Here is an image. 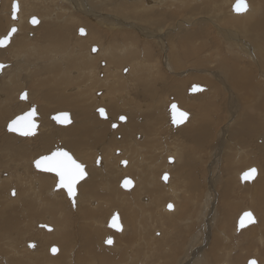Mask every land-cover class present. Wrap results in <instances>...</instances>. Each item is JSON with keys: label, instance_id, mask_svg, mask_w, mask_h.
<instances>
[{"label": "rangeland", "instance_id": "374dc122", "mask_svg": "<svg viewBox=\"0 0 264 264\" xmlns=\"http://www.w3.org/2000/svg\"><path fill=\"white\" fill-rule=\"evenodd\" d=\"M84 1L85 2L87 1L86 3L87 6L90 9H92L95 13H98V14H105L106 13L105 7L110 6L113 2H115L114 0H84ZM194 1L197 2L198 4V0L197 1L194 0ZM221 1L223 2L224 6L228 4L227 3L228 0H224V1L221 0ZM249 1L258 10V13L252 19V21H256L255 23H257V20L259 21V19L261 18L258 16L264 13L263 12L264 0H249ZM10 2H11L10 0H0V23H1L0 36L3 35L7 31L8 26H9L10 18H8L7 11L9 10V7L11 5ZM23 3H24V6L21 9L22 15L26 16L30 12L31 13L30 15H34L38 18L47 16L53 20L51 19L48 21L44 20L41 24H37V25H31L29 23H26V25L29 26L30 30L33 31L32 35H28L26 32H24V34L15 33L14 34L15 37L13 35L11 40L13 39V37L14 39L12 41L10 40L11 43L9 42L7 44V45H10L9 49H7L6 51L5 50L0 51V62L4 63L5 66L7 65L8 67L2 73V75H0V93H3L5 96V100H4L5 103L0 102V108L2 106L4 107L10 106L9 111L4 112L2 114V117L0 116V119H1L0 120V150L2 152V150L5 148V145L7 146V144L8 145L12 144L11 147L17 146V148L21 149L22 152H25V154H27L29 163L31 164L32 163L31 161L33 160V158L35 159L41 155L47 154L51 150L56 149V148H64L65 150L70 152L72 156L75 157V159L81 162L84 166H88L89 165L88 163H91V165L89 166H93L94 169H89V172H87L88 176H86V178L88 177L89 179L85 178L86 180L85 182H83V185L84 184L86 185V183L87 185L91 183L93 184L99 183V186H100L101 183H104L105 186L103 184L101 187L96 186V188H98L97 189L98 192L96 193L95 196L93 195L94 198L90 197L84 200L77 199L75 201V203H77L78 201L82 202V207L75 206L76 208H80L84 210L83 211L84 216L82 219L77 215L76 209L74 210L75 208L73 206L74 204L70 202L67 195L64 196V194H61V192L58 191L59 189L54 190V186L56 182L55 174L50 173V172H43V171L36 170L33 167V165L26 166L24 165V163L17 164L18 166L16 168L15 166L16 162H13L15 164L13 165L10 158H9L10 159L9 161L12 164L8 166V169L7 167H4L6 165H3L0 163V166L2 167L0 169V175L2 174L1 175L2 178L1 177L0 178L3 179L1 182L3 186L0 185V203H2L1 204L2 207H0V210L2 212V215L0 216V220H2V222L0 221L1 222L0 223V248L5 250V252H2L0 250V264H107V262L108 264H111L110 262L114 264H165V260L162 257L163 255L168 257V261H166V264H177L178 262L180 263L181 257L184 255V253L185 254L189 253L191 255L188 254L189 259L187 258L186 263L185 261L182 262L183 260L181 261L182 262L181 264L183 263L187 264V262L192 258L191 256L192 255L194 256L195 254L198 253L196 252V248H199V247H204V251H203L204 257H203L202 264H219L220 262L225 263V264H238L237 261L240 262L239 264H242V263L246 264V260L248 257L253 258L254 256L255 259L257 260L258 259L257 257H259L258 254H262L263 257H259L260 259L257 260V263L264 264V249L262 248L264 246L263 245L264 240L262 242L263 244H260L259 242H257V245L256 243L252 244V240L250 239V236H251L250 229L251 228L249 229L245 228V230L241 229L239 231H235L236 230L235 221L237 219V216H239V214L244 210L253 211L256 214V216H258V225L260 226V228L263 227L261 218L264 215V198H262L261 203H259L254 193L245 192V190H247L248 187L251 189L250 185L252 184L257 185L259 183L260 177L264 176V172H261L258 167L259 165L263 167L262 149L254 141H251L249 143L250 140L248 138V135L243 136V134H241V136L244 138V142H245L244 146L247 149H249L250 153H252L253 158H256V159H252L253 161H250L246 157L243 158V154H240L239 156L236 155V152H237L236 149H239V146L241 144L238 145L234 137L230 135H227L226 141H224V142H227V144H225L226 146L224 145L223 149L220 150L219 148L215 146V142H217L218 140V138L216 137L217 131L219 130L221 126L223 125L225 126L227 123H229L228 120L231 119L229 118L230 116L232 117L233 115L234 119H236L230 122L232 123L231 126L229 127L230 132L238 135L236 131L239 130V125L242 123L247 125L246 119H244V122H241V120L243 119V116H245L243 115L244 111L246 112L247 108L244 109L245 107L244 102H242L243 103L242 104L241 100L239 99V96L236 95V90L233 87L234 85L232 83V80L226 77L225 72H223V75H221L223 68L221 67L218 68V66H215L216 65L215 62L217 61L216 56H212L214 57L215 61H212L213 58L204 56L207 53V51H209L210 48H206L207 50L198 52L197 53L198 56L191 57V59H188L187 57L183 58L180 55L178 56L177 54H175L176 57L179 59V61L174 63V65L172 66V69L176 70L178 73L181 72L184 74H181L180 76H174L170 72L164 71L165 69L160 64L159 51L157 50V47L155 46L154 48L152 47L153 49L152 56L154 59L150 60V62L151 64L155 66V68L157 67L161 69L166 74V75L164 74V78L168 79L169 83L183 82L186 85L198 84V85L203 86V85H206L205 82H202L203 80L215 81V79H217L218 77L214 75H216V73L219 72L218 73L219 78L216 81L218 82L221 81V84L220 83L219 84H220V87L221 86L222 87L215 94L210 93L209 94L210 96H207L208 94L204 95V94H201L199 91L193 92V93L188 92L186 95L187 99L185 100L182 96L178 98L176 94L171 93L176 99L179 100L180 104L184 108H186L191 114L190 121L187 120L184 123V126L176 128V127H173L169 119H167L169 118L168 116L169 114L166 115L167 107L165 106L167 105V102H168V99H167L168 95L164 94L165 89L158 86V89L153 88L155 90L151 88L149 90L148 89L143 90L142 83L137 82L136 84V81L133 80L135 76H137L138 78H141V77L139 73L136 74L135 73L136 71L131 68L130 61L125 62L121 60L119 61V65L117 64L114 65L119 70V66L120 65L122 66V64H124L125 62V65L123 66L128 67V70L126 72H123L122 73L123 75H121L120 71L118 72L120 74L118 75V77L120 76V79H121L119 82L116 81L115 75H113L112 77H109V80L112 81L110 83L111 85H108L106 90L103 91L105 93V96L108 97V99L114 96V98L112 99L113 101L111 103V107L106 106L103 103H100L101 101L98 100V98H95L96 96L92 94V91L94 89H98V88L103 89L106 86L105 81L107 80L105 79L101 80V78L105 77V74L103 75V77L100 74H98L99 70L100 72L103 71V69L97 68L99 67V60L104 59V57L107 55L108 48L113 49L115 45L119 46L120 44H122V41H119L117 37L122 34L121 31H123L124 29H119V27H115L114 29V27L111 24L107 25L108 24L107 22H106L107 24H105L104 22L102 25H99L96 19L91 18L93 16H91L90 14L89 15L91 17L87 16L81 11L76 10V9H75L76 11L75 10L73 12L71 11L72 13L71 16L69 14L68 17H66L67 12L63 13V10H64L63 8L65 7L67 8V10H71L70 9L71 5H68L67 1H65L64 3L61 0H23ZM60 3L64 5V6L61 5L62 8L60 7L58 8V5ZM66 3H67V6H65ZM176 3L180 4L179 1L174 2L172 5L173 7L171 9L173 11L175 10L181 11L180 7L183 6L181 12L182 13L184 12V13L183 15L182 13L181 14L179 13L181 15V16L179 15V18L185 17L188 13L185 10L184 5L176 6ZM182 3H183V0H181V4ZM221 3L216 2L217 5L223 6L221 5ZM132 6L139 8L142 5L141 4H137V5L128 4L124 1H120L114 7L118 9L117 14L119 15V17L123 19H126V18H130L134 20L137 19L139 23L143 25L147 24V20H146L147 18H145L141 13H140L141 17H137L127 12V8H130ZM168 11H170V9H168ZM168 11L165 10L164 12L165 13L167 12V14H169ZM149 12L151 11H148L147 13ZM73 15H76V20ZM70 17L71 19L68 21L67 18H70ZM196 17L197 15L194 16L195 20L194 19L192 20L196 21L197 20ZM237 18L239 19V17ZM63 19H65V21H63ZM194 21H192V23H189L190 25L189 28L194 27L193 26L195 25ZM205 22L208 25H210V28L212 29V24L208 22L207 20H205ZM240 25L242 26H237L232 23L224 24V22L221 21L222 27L220 25L219 26L223 30L225 29L227 31L229 30V32H233L230 34H234L235 35L234 37L237 38V40L241 39L244 41L246 39V42L244 43L245 45L251 46V47L253 46V48L255 47L254 49L256 51L258 50V48L260 51L262 50L260 54L258 53V51L255 54L256 56L254 57L255 60L253 61V65L248 66V64L247 65L243 64L242 61H244V63H248L246 55L245 57L243 56L244 58L239 56L237 59V63L239 64V61H240L241 69L243 68L242 65H246L248 66V68H250V70L253 73L255 72L254 75H256V78H257V79L255 78V81H263L261 80L262 79L261 76L258 75V71L262 70L261 68H264V37H262L260 33L261 25H258L260 26L259 27L260 29L257 28L255 29V31L253 30L254 28L247 26L246 24H240ZM77 26H85L89 31L88 36L83 37V35H79L76 32ZM214 28L215 27L213 26V30H211L212 34L210 33V35L215 39L212 41L213 43L218 42V39L216 36L217 34L215 32L216 28L215 29ZM96 29L101 31L102 33L101 37L97 42L91 43L90 37H93L96 34V31H95ZM126 31H132V28ZM256 31L259 33H257L256 34L257 36L255 37L254 33H256ZM174 34L175 32L170 33V35H173V36ZM83 38H86V39L82 40ZM143 43H144V40L141 39V37L139 36V40L137 44L132 45V46L141 48ZM174 43L171 42L169 45L170 55L168 54V56H171L172 52L179 54L178 43L176 41ZM89 44H96L98 46H101V51L97 54L95 58L96 62H93L94 60H88L86 56V51L89 50L90 48L88 46ZM171 47L173 48L171 49ZM77 48H79V50H83L82 52L84 53L77 52L78 51ZM139 53L133 56L132 51H130L126 55V58H124V60L128 58H132V61L140 60L141 58L144 59L145 55L144 57H142V54H143L142 50ZM211 53L213 54V50L212 52L209 51V54ZM55 54H58L59 60L62 63H59V64L50 63L51 58ZM164 58L165 56L163 57V61H164ZM169 58L167 57V59ZM171 59H172V56H171ZM232 59H235V58L233 57ZM145 60L147 61L149 59L145 57ZM11 63L13 64V66ZM257 63H259V65ZM212 66L217 67V68H213ZM13 67H17V69H19L20 72L19 71L17 72L16 70H14ZM179 67L180 69H178ZM82 70L94 71V78L90 77L88 79L84 74H80ZM105 70H106V67H105ZM139 70L146 71L144 68H141ZM190 70H193V71H190ZM196 70H199L200 73L197 72ZM72 71H76L77 75L72 76L71 75ZM148 72L149 70L146 73ZM202 73L203 74L208 73L209 75L210 74H213V75H210L211 77H209L208 74H205L204 76L202 75ZM195 76H199L200 82H198L199 80L198 81L196 80ZM22 79L26 80L24 86H22V90L25 89V91L29 95L28 97V99L30 100L29 103L33 104L36 109L35 120L37 121V130L31 136L17 135L13 132L7 131L5 128V124L7 121L11 120L17 114L22 113L28 108L27 103L23 99H19L18 97H16V94L20 91V90L16 91L17 84ZM144 79H145V75H144ZM222 79L226 80L227 85L229 86L231 90H226L225 88H223L224 85L222 84ZM7 80L11 82V86L7 85L6 83ZM107 83L109 82L107 81ZM207 86H212V85H207ZM80 89H81V92L79 94L83 93L82 98H80L79 96H76ZM138 91L139 93H137ZM158 91L159 92L161 91L164 96H159L157 99H155V101H153V99L151 100V97L155 95L156 93H158ZM227 91L228 92L230 91L229 93H235L236 96H229V93ZM75 93L77 94L75 95ZM237 93L241 94L238 91ZM121 95H125L126 99H119L118 101H116V99H118V97L120 98ZM149 97L150 99H148ZM228 97H236V99L238 100L239 104L237 105V107H235V111H231L232 109H234L233 108L234 106L228 102L229 100ZM61 99L74 103L73 107L66 108L65 105L63 107H59L58 104L52 105L48 103V101L55 102ZM158 100L159 101L161 100L160 103L157 102ZM95 103H100L99 106L104 107L106 110V113L107 114L109 113V115L112 116L114 120L111 121L110 123L117 121L116 120L117 116L119 114L124 113L125 110L130 111L131 116L135 118V122H137L139 125L142 123V121L146 122V120L149 118V115L150 116L157 115L159 118L162 119L161 128L162 129L164 128V129H163V132L160 133L162 134L160 135L161 138L159 137V138H154L151 140L145 139V141H149L148 143L145 144L146 148L148 149V152L145 158L141 157L142 158L141 162H144L142 165L143 168L146 167L148 169L149 174H151L155 178L158 176L157 175L158 170L159 171L161 170L162 172L163 171L162 169L164 168V166L168 163L169 164L171 163V162H166L165 155L167 154L166 153L167 151L170 152L169 151L170 149L166 150L165 148L167 147L171 148V146H173L174 144H176V147L179 148L178 152L180 154L178 153L179 155L177 157L179 158V160H177L176 161L177 163H175L174 165L167 166V168L170 169L168 172L170 173L171 171V174H173L171 176V180L173 184H175L174 186L179 188L178 192L181 195V197L179 198L181 199L182 197L183 198L186 197V199L184 200L185 201L188 200V202H185L181 199L179 200L180 203L178 201L175 202L173 199H170L169 201H167L173 205L172 210L174 209V206H175V209L177 208V206L180 208L179 209L180 210V219H179L180 221H178L180 227H178L177 231L173 229H172L173 232L170 231L169 225L166 226V229L162 228L160 227L159 223L153 220L148 222L147 224L146 217L144 215H141L138 212L139 209L137 208L136 205L147 204L149 200L151 199V195H148V193H145L144 195L140 194L139 197L136 199L137 201L134 203L135 205L134 204L132 205V202L127 199L130 193L129 190H125L119 186V179L121 180V178L125 176L124 174H123L124 176H121L120 174L121 170L118 172L116 171L118 169H122L121 163H116L117 167L115 166V164L112 165L111 162L105 163L106 164V166L104 165L105 167L103 166L99 167L95 165V159L93 160V156H95L96 152L98 151L97 149H95L97 145L96 141L103 140L105 136L108 137L107 134H105V132L98 134L99 131H101L102 129L103 131L107 129L113 131L112 130L113 128L110 126L109 122H107L106 120H102L103 118H100L98 116L97 111L93 112L92 108ZM132 103H134L135 105ZM159 107L161 109H159ZM120 108H122L123 110H121ZM263 109L264 108L262 107L261 111H258V112L264 114ZM110 110L116 111L117 114L116 115L111 114ZM61 111L72 113L73 115L72 124L68 126L59 125V124H56L49 117V115L54 114L56 112H61ZM241 112H243L242 113L243 116L241 115ZM48 113H49L48 115L49 118H47L46 116ZM91 115H94L95 120H96L95 132L93 133V135L91 134V128H89V125H90L89 120H90ZM227 116L229 117L227 118ZM193 119H195L196 125L199 124L198 126L202 124L205 125L207 122L211 125L210 127L211 134L209 133V137H207V139H203V138L202 139H196V138L191 139V136L189 135L190 134L189 130L191 126L194 125ZM202 119H203V122H202ZM261 119L262 121H264V117L263 118L261 117ZM135 122H132L130 124L137 125ZM104 123H107V127L105 126ZM127 125L129 124L118 122L117 131L123 134L124 139L122 142L115 143L117 145L116 146L117 148H125V145L128 143V135L131 134V132L125 130V127ZM262 126L263 125H258L260 129L262 128ZM131 131L133 132L134 130H131ZM137 131H140L142 134H144V132H142L141 130H137ZM147 135L152 136L150 134H147ZM230 137L233 139L231 140ZM117 139H120V138H115L114 140H117ZM136 139H138V137H136ZM155 141H158V143H155ZM171 141H174V142L171 143ZM120 144L122 145L119 146ZM152 146H154V148ZM89 148H91L92 150ZM24 149L25 150L27 149V150L25 151ZM154 149H156L157 152H155ZM251 149L253 151H251ZM11 152H14V151H11ZM18 152L20 151H17V152L15 151V153H11V155L14 157L16 153ZM226 155H230V158H227ZM110 157H112V155L108 156V160L113 159ZM131 157L132 158L134 157V153L132 151H125L124 158L131 159ZM169 157H171L172 161H174L173 160L174 156L172 157V154H169ZM87 159H89L88 162H87ZM217 159L218 161H216ZM114 162H116V160H114ZM148 162H150V164ZM163 162H164V165H163ZM130 163H131V160H130ZM94 166L99 167L100 169ZM136 166L137 165L135 164V167ZM249 167H255L257 169V172L259 171V173L257 174V177L253 181L241 183L239 180V176L237 178L236 174L239 172H242L244 169L249 168ZM9 168H11L12 171L9 170ZM22 168L24 170L26 169V171H24ZM209 168L213 169L215 180L216 179L219 180V181H216L217 184L214 182L215 181L214 179L213 181L211 180L212 174H211V169ZM19 169H22V170H19ZM98 169L100 170L99 174L100 175L102 174L101 175L102 177L98 174ZM101 170H103L104 173ZM112 172L114 174H112ZM24 174L26 177L24 176ZM125 174H127V176L129 175L133 176L134 170L132 172L130 171L125 172ZM33 175L36 178L33 177ZM43 175L48 176L49 184L46 188L43 189L42 192L38 194L36 189L39 188V185L36 181L37 179L39 181L42 177H45ZM96 175L98 176L96 177ZM30 176L35 179L31 178ZM6 178L9 179L10 181L8 182L5 181ZM101 178L103 179V181ZM88 181H90L91 183ZM94 181L97 183H94ZM111 181L112 183H110ZM159 181H160V184L163 186L164 182L161 183L160 177H159ZM209 181L213 182V186L210 185ZM6 183L8 186H6ZM224 183H226V186ZM223 184L225 188L223 187ZM107 185H108L109 190L105 188L107 187ZM226 187L229 190V192L227 193L228 197H227V200L222 201L221 200L222 193L226 197V192H224V190H226ZM51 188H53L54 190L53 193H51ZM81 189L82 188L79 189V187H77V193H80ZM111 189H113V191ZM250 189L249 191L251 192ZM106 191L109 193H107ZM208 191L211 192V196L209 195L207 196ZM13 192L15 194H13ZM17 192L20 196L17 194ZM110 192L112 193L110 194ZM104 194L107 196H104V199L101 204L100 200ZM26 195H28V197L24 198V196ZM122 195L126 197L124 200V203L121 202ZM14 196L15 197L18 196V198H21L20 201L14 200L15 202L11 203V201L8 199L10 198L13 199ZM49 197L52 201L61 200V203L66 202V205H65L66 212L64 214L67 219L65 222H63V212L61 210L54 208L52 211H49V205H50ZM252 202L257 203L256 207L252 204ZM176 203L178 204L176 205ZM203 204H204V207H203ZM162 205L164 204H161V206L158 204L156 205V208L153 209V212L155 213L152 212V216L154 215L158 216V215L163 214V209L161 208L163 207ZM85 208H87V210H90V211L93 210L92 216L94 218L91 219V218L86 217ZM132 210L135 211V213L137 212L136 215L133 214L135 215V219L133 221H132L133 218L131 216V213H133ZM164 210L167 212L171 211V209L170 210L165 209V206H164ZM113 211H116L119 214L120 222L122 221L123 225H125L124 231H123L124 233L122 232L123 234H121V232L115 231L107 227V220L111 216ZM214 217H215V220H214L215 223L212 224V227L214 225V227L212 228L213 230L208 229L207 231H205L204 230L205 228L202 222L206 221V218L213 220ZM9 219L13 220L12 225L8 223ZM169 219H170V216L167 215L166 220H169ZM93 220H95V222ZM173 220H175V218H173ZM130 221H132L131 224H130ZM38 222H43V223L52 225L55 231L50 232L49 230V232H47L48 230L46 231L44 230L43 227L41 228V226L40 227L37 226ZM163 222L165 223V221ZM216 222H218V224H216ZM4 224L7 225V228H1V227H4ZM188 224L190 226H187ZM130 225L133 227H131ZM145 225H147L145 227L146 229L144 230L143 229L144 227L141 229V227ZM10 226H11V229L9 228ZM224 226H225L226 231H222V230L220 231V228H223ZM216 227L219 230L218 232L216 230ZM136 228L138 229V231ZM60 229L66 232L68 231L66 234L67 236L69 235V237L65 240L61 236L60 238L57 239L58 241H55V238H57L56 237L57 232ZM139 230L142 231L143 234H140ZM164 230H166L167 232H165ZM163 231L164 233H166L165 239L172 238V240L169 243L168 242L165 243V246H162L160 248L158 247L159 244L156 246L153 245L154 248H156V252L153 251V253L149 254L151 249L150 247L145 246L144 241L142 240L143 237L145 235L147 237L148 232H150V235L153 236L154 238L159 237L160 235L162 237L164 235ZM202 231L203 232L205 231V234H204V237L202 235L201 237L202 239H200V236H201L200 234ZM220 232H224L226 236L224 237L225 240L221 237L222 235L220 234ZM107 235H110L113 237V246L111 247L104 246L103 244H101V241ZM196 236L198 240V241L196 240L197 243L192 241V238L196 239L195 238ZM88 237H90L91 239L90 241L86 240V238ZM29 239L30 240L37 239L39 242L41 241L42 245H38L37 253H34L35 250L32 252L27 250L28 246H26L25 243L29 241ZM213 239H218V240H221L222 242L217 243V241H214L213 242L214 246H213L211 244ZM247 242H249L250 246L247 245L248 244ZM44 244L48 248L51 245H56L58 248L57 253L51 254L49 252V249L46 250L47 253L44 252L43 247H46ZM190 244L191 245L193 244V247H191ZM218 244L219 246L225 245L226 248L225 249L217 248V250L215 249L216 250L215 254L217 258H214L213 253L211 252V249H212L211 247L213 248L217 247ZM166 245H168L167 250H166ZM20 246L22 249L20 248ZM189 246L192 249L187 250L189 249ZM247 246L250 249L249 253H245ZM257 249L260 252H258ZM226 250L229 251L228 257L225 256ZM50 256H51V259H50ZM101 256H105V258L109 256V258L110 257L111 258L109 260L107 259V262H105L104 260L101 259ZM197 257L198 256L196 255L195 258ZM27 259H30V262L29 261L27 262Z\"/></svg>", "mask_w": 264, "mask_h": 264}, {"label": "bare ground", "instance_id": "6f19581e", "mask_svg": "<svg viewBox=\"0 0 264 264\" xmlns=\"http://www.w3.org/2000/svg\"><path fill=\"white\" fill-rule=\"evenodd\" d=\"M11 2L13 0H10ZM62 2L65 3V1L68 2V5H71L70 9L71 10H67V8H63V13H66L67 12V16L70 14L71 16V11L73 12L75 9L76 10H79L81 11L82 13H84L85 15L87 16H93L91 18L93 19H96V21L98 22L99 25H102L104 22L105 24L109 25L111 24L114 29L115 27H119V29H124L122 32L121 35H119L117 37V39L119 41H122V44H120L119 46H116L113 48V49H110L108 48L107 49V55L104 57V59H101L99 60V69H103L102 72H100V70L98 71V74H100L102 77L103 75L105 74V77L101 78V80H107L109 83L106 82V86L102 89V88H98V89H94L92 91V94L95 95L96 97L95 98H98V100H100L101 102L100 103H103L105 104L106 106H110L111 107V103H112V99L114 98V96L110 99H108V97L105 96V93L103 92L104 90H106L107 86L108 85H111L110 83L112 82L111 80H109V77H112L113 75H115L116 77V81L119 82L121 79H120V76L118 77V75H120L118 72L120 71L121 75H123L122 73L123 72H126L128 70V67H124L123 65H125V62H129L130 61V64H131V68L134 69L136 72V74H140V77L141 78H138L137 76H135L133 78L134 81H136V84L137 82H141L142 85V89L143 90H149L150 88L153 89V88H156L158 89V86L159 87H162L163 89H165V93L166 95H168V102H167V105L165 107H167V114H169V104L171 102H175L177 104V106L179 108H181L182 110H184L185 112L188 113V118L187 120L190 121V118H191V114L190 112L184 108L178 99H176L171 93H174L176 94V96L178 98H180V96H182L185 100L187 99V93H191L189 91V89L191 88V84L190 85H186L185 83L183 82H171L169 83V80L168 79H165L164 78V72L159 69V68H155V66L153 64H151L150 60H153V56H152V53H153V49L152 47L154 48L157 47V50L159 51V60H160V64L161 66L165 69H163L165 72H170L171 74H173L174 76H180L181 74H184V73H181V72H177L176 70L172 69V66L174 65V63L178 62L179 59L176 57L175 54H177L178 56L180 55L181 57L183 58H188V59H191V57H196L198 56L197 53L198 52H201L203 50H207L206 48H210L209 51L212 52L213 50V54H209V51H207V53L204 55V56H207L209 58H213L212 61H215L214 57L212 56H216V62H215V66H218V68H223L222 70V73L221 75H223V72H225V75L228 79L232 80V83H233V87L234 89L236 90V95L239 96V99L241 100V103L244 102V109L247 108V111L245 112L244 110V114L245 116L242 115L243 112H241V115L243 116V119L241 120V122H244V119H246L247 121V125H245L244 123L240 124L239 125V130H237V134L236 135L235 133H232L230 132V129L229 127L231 126L232 123H230L231 121L233 120H236L234 119L233 115L232 117L230 116H227V118H231L229 121V123H227L225 126H221L219 128V130L217 131V142H215V146L217 148H219L220 150L223 149L224 145L227 144V142H224L226 141V138H227V135H230L232 137H234V139L237 141L238 145L241 144L239 146V149H236V155H240V154H243V158H248L250 161H253L252 159H256V158H253L252 156V153H250L249 149H247L244 145H245V142H244V138L241 136V134L244 135H248V138H249V143L251 141H254L255 143H257V145L262 149V163H263V167L262 166H258L260 171L261 172H264V121H262L261 117L263 118L264 117V114L262 113H259L258 111H261V108L263 107L264 108V68H261L262 70L258 71V75L261 76V80L263 81H255V78H256V75L255 72L253 73L250 68H248V66L250 65H253V61L255 60V54L258 53L260 54L261 51L258 50L256 51L253 46H247L245 45L244 43L246 42V39L243 41L241 39L237 40V38H235L234 34H230V33H233V32H229V30H223L221 27V21L224 22V24L226 23H232V24H235L237 26H242L240 24H246L247 26H250L252 28H254L253 30L255 31V29L259 28L260 26L258 25H261V35L262 37H264V13L263 14H260V16L258 17H261L259 19V21L257 20V23H255L256 21H252V19L254 18V16L258 13V10L251 4V2L249 0H246L247 1V5H248V8L245 12L243 13H234L231 6L234 2V0H228V4H226V6H224L223 2L221 0H198V4L197 2H195L194 0H183V3L181 4V0H114L115 2H113L110 6H107L105 7L106 9V13L105 14H98V13H95L92 9H90L88 6H87V1L85 2L84 0H61ZM120 1H124L128 4H141L142 6L141 7H130V8H127V12L129 14H132L134 16H137V17H141L140 15L142 14L145 18H147V24H141L136 20L134 19H130V18H126V19H123L121 17H119V15L117 14L118 13V9H116L114 6L117 5ZM179 1L180 4L176 3V6L177 5H184V8L185 10L187 11V14L185 17L183 18H179V15L182 13V7H180L181 11H173L171 8L173 7V3L174 2H177ZM197 1V0H196ZM224 1V0H223ZM10 2V3H11ZM18 2V11H17V17L15 19L11 18V5L9 7V10L7 11L8 13V18H10V22H9V26H8V29L10 26H15L17 28V32L16 34H24V32H26L28 35H32L33 31L30 30L29 26L26 25V23H29V18L31 16H34V15H30L31 13L29 12L26 16L25 15H22L21 13V9L23 8L24 6V3H23V0H17ZM216 2H222L221 5L223 6H220V5H217ZM9 3V4H10ZM70 3V4H69ZM63 5L62 3H60L58 5V8H62ZM175 5V4H174ZM64 6V5H63ZM67 6V3L66 5ZM186 6V7H185ZM260 6V5H259ZM211 7V9H210ZM168 9H170V11H168ZM175 9V8H174ZM61 10V9H60ZM75 10V11H76ZM168 11L169 14H167V12L165 13L164 11ZM108 11V12H107ZM148 11H151L149 13H147ZM173 11V12H172ZM184 11V10H183ZM45 12V11H44ZM263 12H264V3H263ZM141 13V14H140ZM180 13V14H179ZM184 13V12H183ZM182 13V15H183ZM90 14V15H89ZM186 14V12H185ZM197 15L196 17V21L194 16ZM75 17V20H76V15H73ZM181 16V15H180ZM143 17V18H144ZM233 17V18H231ZM239 17V19L237 18ZM38 18V17H37ZM144 18V19H145ZM51 18L50 17H47V16H44V17H41V18H38L39 22L37 24H41L44 20L45 21H48L50 20ZM55 19V18H54ZM66 19V18H65ZM65 19H63V21H65ZM71 19L70 18H67V20L69 21ZM99 19V20H97ZM194 19V20H192ZM53 20V19H51ZM205 20H207L208 22H210L212 24V29L210 28V25H208ZM251 20V21H250ZM192 21H194L195 25H193L194 27L192 28H189V23H192ZM250 21V22H249ZM107 22V23H106ZM245 22V23H244ZM57 23V22H56ZM209 23V24H210ZM30 24V23H29ZM37 24H33V25H37ZM221 27H220V26ZM0 26H1V23H0ZM125 26V27H124ZM184 26V27H183ZM213 26L216 28L215 29V32H216V36H217V39H218V42H212L213 40H215L211 35V30H213ZM232 26V25H231ZM245 26V25H244ZM180 27V28H179ZM79 28H83L85 30L84 34H79L78 30ZM111 28V27H110ZM132 28V31H126L128 29ZM242 28V27H241ZM245 28V27H244ZM248 28V27H247ZM7 29V30H8ZM113 29V30H114ZM126 29V30H125ZM251 29V28H250ZM260 29V28H259ZM239 30V29H237ZM96 31V34L93 36V37H90V42L91 43H94V42H97L100 37H101V31H99L98 29L95 30ZM7 32V31H6ZM5 32V33H6ZM76 32L79 34V35H83V37H87L88 34H89V31L88 29L85 27V26H77L76 27ZM172 32H175L174 36L173 35H170V33ZM214 32V33H215ZM5 33L3 35H5ZM259 33L256 31V33H254L255 37L257 36L256 34ZM15 34V33H14ZM13 34V35H14ZM212 34V33H211ZM253 34V33H251ZM113 35V34H112ZM259 35V34H258ZM117 36V34H116ZM139 36L141 37V39L144 40V43L142 44L141 48L139 47H133L132 45H135L137 44L138 40H139ZM15 37V35H14ZM13 37V39H14ZM110 37V36H109ZM239 37V36H238ZM115 38V37H114ZM12 39V40H13ZM86 38H83L82 40H85ZM11 40V39H10ZM11 40V41H12ZM257 40V39H256ZM170 41V42H169ZM177 42L178 43V46H179V54L178 53H173L171 54L172 56V59H171V56H168V54L170 55V51H169V45L170 43H174V42ZM242 41V42H241ZM116 42V41H115ZM169 42V43H168ZM248 42V40H247ZM11 43V42H10ZM251 43V42H250ZM256 43V42H255ZM175 44V43H174ZM173 45V44H172ZM89 47V50L86 51V56L88 58V60H94L93 62H96L95 58L97 56V54L101 51V46H98L96 44H89L88 45ZM174 46V45H173ZM10 45H6L5 47H0V51L2 50H7L9 49ZM93 47H95L97 50L96 52L93 51ZM251 47V48H249ZM112 48V46H111ZM173 47H171L172 49ZM79 53H84L82 52L83 50H79V48H77ZM254 49V50H253ZM142 50V57H145L149 60H145V57L144 59H140V60H133L132 61V58H128L126 60H124V58H126V55L132 51L133 53V56H135V54L141 52ZM176 51V50H175ZM174 51V52H175ZM178 52V51H177ZM140 54V53H139ZM209 54V55H208ZM141 55V54H140ZM169 59H167V57ZM193 55V56H192ZM234 55V56H232ZM242 55V56H241ZM245 55L247 56V62L248 63H244L243 64H248V66L246 65H242L243 68L241 69V64H240V61H239V64L237 63V59L238 57H245ZM258 55V54H257ZM165 56L164 58V61H163V57ZM211 56V57H210ZM237 56V57H236ZM15 57V56H14ZM190 57V58H189ZM235 58V59H232V58ZM243 57V58H244ZM180 58V57H179ZM206 58V57H205ZM257 58V57H256ZM200 59V58H199ZM208 59V58H207ZM242 59V58H241ZM125 61L124 64H122V66L120 67L119 66V70L118 68H116L114 65L117 64L119 65V61ZM211 60V59H210ZM257 60V59H256ZM258 61V60H257ZM260 61V60H259ZM98 62V61H97ZM172 62V63H171ZM17 63V62H16ZM51 64H59V63H62L60 60H59V56L58 54H55L53 55V57L51 58V61H50ZM4 66L5 64L2 63ZM12 64V63H11ZM15 64V63H14ZM255 64V63H254ZM259 65V63H257ZM18 65V64H17ZM13 66V64H12ZM20 66V65H19ZM18 66V67H19ZM103 66V67H101ZM180 66V65H179ZM246 66V67H244ZM101 67V68H100ZM105 67H106V70H105ZM213 67V66H212ZM7 65L1 69L0 71V75H2V73L7 69ZM141 68H144L146 71H140L139 69ZM174 68V67H173ZM213 68H217V67H213ZM14 70H16L17 72L19 71V69H17V67H13ZM180 69V67L178 68ZM149 70L148 73H146L147 71ZM194 70V69H193ZM193 70H190V71H193ZM258 70V69H257ZM187 71V70H186ZM197 72H199V70H196ZM201 71V70H200ZM254 71V70H253ZM20 72V71H19ZM207 72V71H205ZM10 73V72H9ZM200 73V72H199ZM209 73V72H208ZM208 73H205V74H208ZM212 73V72H211ZM219 73V72H218ZM216 73V75L214 76H217L219 78V74ZM80 74H84L88 79L90 77H93L94 78V71L92 70H82ZM97 74V75H98ZM148 74V76H147ZM205 74L202 73V75L205 76ZM215 74V73H214ZM71 75H77V72L76 71H72L71 72ZM125 75V74H124ZM144 75H145V79H144ZM166 75V74H165ZM201 75V74H200ZM210 75H213V74H210ZM209 74L208 76L211 77ZM77 78V77H76ZM83 78V77H81ZM196 80L198 81L199 80V76H195ZM217 78V79H218ZM203 79V77H202ZM217 79H215V81H208V80H203L202 82H205L206 85H203L202 87V90H199V92L201 94H208L207 96H210L209 94L212 93V94H215L219 91V89L222 87H220V84H221V81L218 82L216 81ZM257 79V78H256ZM115 80V79H114ZM26 80H20L17 84V88H16V91L20 90L21 92L23 91L22 90V86H24ZM76 82V81H75ZM103 82V81H102ZM100 82V83H102ZM200 82V80L198 81ZM218 82V83H217ZM7 85L11 86V82L9 80L6 81ZM135 83V82H134ZM220 83V84H219ZM27 84V83H26ZM113 84V83H112ZM222 84L224 85L223 88H225L226 90H231L229 88V86L227 85V82L225 79H222ZM118 85V84H117ZM207 85H212V86H207ZM119 86V85H118ZM201 86V85H200ZM114 87V86H113ZM74 88V87H73ZM72 88V89H73ZM112 88V87H110ZM141 88V86H140ZM127 89V88H126ZM25 90V89H24ZM155 90V89H153ZM152 90V91H153ZM224 90V89H223ZM18 92L16 94V97H19L20 93L21 92ZM151 91V92H152ZM157 91V90H156ZM240 92L241 94H238L237 93ZM74 92V91H73ZM81 92V89L79 90L78 94L75 93L76 96H79L80 98L83 97V93L82 94H79ZM154 92V91H153ZM197 92V91H196ZM228 92V91H227ZM230 92V91H229ZM228 92V93H229ZM27 93V92H26ZM139 93V91L137 92ZM157 94V95H156ZM155 95H151V100L153 99V101H155V99H157L159 96H164L163 93L160 91H158V93H156ZM117 95V94H116ZM165 95V96H166ZM172 95V97H171ZM235 93H229V96H236ZM29 95L27 94V98L26 99H23L27 105H28V108L30 106H33L35 107L33 104L29 103V99H28ZM116 97V96H115ZM126 96L125 95H121V97L118 99H116V101H118L119 99H126L125 98ZM141 98V97H140ZM165 98V97H164ZM229 100L228 102L230 104H232L234 107V109H232L231 111H235V107H237V105L239 104L238 100L236 99V97H228ZM60 99V98H58ZM150 99V97L148 98ZM5 96L3 93H0V102H3L5 103ZM161 101V100H160ZM160 101L158 100L157 102L160 103ZM227 102V103H228ZM49 104H52V105H59V107H63L65 105L66 108H72L74 103H71V102H68V101H65L64 99H61V100H58V101H48ZM100 103H95L94 106H93V112L97 111V108L98 107H102V106H99ZM134 104V103H132ZM243 104V103H242ZM135 105V104H134ZM160 105V104H159ZM163 106V104H162ZM161 106V107H162ZM228 106V105H227ZM241 106V105H239ZM130 107V106H129ZM133 107V106H132ZM135 107V106H134ZM27 108V109H28ZM104 108V107H103ZM10 109V106L8 107H4L2 106L0 108V116L2 117V114L4 112H7L9 111ZM121 110H123L122 108H120ZM159 109H161L159 107ZM229 109V108H228ZM241 109V108H240ZM42 110V109H41ZM105 110V108H104ZM131 110V109H130ZM227 110V109H226ZM264 110V109H263ZM36 111V109H35ZM106 112V110H105ZM134 112V111H133ZM203 112V111H202ZM98 113V112H97ZM110 113L111 114H117L116 111L114 110H110ZM125 113V114H124ZM122 113V114H119L118 116L120 115H124L125 119L122 120V121H119L118 120V116L116 118L117 121H114L112 123H116V126L115 127H112L110 123L111 121H113L114 119L112 118V116L109 115V113L107 114L106 113V117H104L102 120H106L107 122L110 123V126L113 128H111L113 131L111 130H105L103 131V129L101 131H99L98 134H101V133H104L107 134L108 137L105 136V138H103V140H97L96 141V148L98 151L96 152L95 156H93V160L95 159V165L99 166V167H105L107 162H111L112 165L115 164V166L117 165L116 163H121V167L122 169H118L116 170L117 172L120 171V174L121 176H127V174H125V172H132L134 170V175L131 176L129 175V177L133 180L134 182V185L133 187H131L130 189H125V190H129V197L127 198L129 201L132 202V205L137 201L136 199L139 197L140 194L144 195L145 193H148V195H151V199L149 200V202L145 205H141V204H138L136 205L137 208L139 209V213L141 215H144L146 217V221H147V224L148 222L150 221H156L157 223L160 224V227L162 228H165L166 229V226H170L169 230L172 231L173 230H176L178 229L179 226V222L180 221V208L177 206V208L175 209V206H174V209L170 212H167L164 210V206L165 204L167 203V201H169L170 199H173L175 202H179V200H183L185 201L184 199L185 198H179L181 197V195L179 194L178 192V187L174 186L175 184H173L172 180H171V176L173 174H171V171L170 173L168 172L170 169L167 168V166H172L174 165L175 163H177L176 161L179 160L178 155L180 154L178 152L179 148L176 147V144H174L173 146H171V148L167 147L165 148L166 150L170 149L169 151L170 152H166L167 154L165 155V159H166V162H171L170 164H166L164 166V168L162 169L163 173H167L168 175V180L167 181H163L161 180V175L163 174L161 172V170L157 172V177H153L151 174H149L148 172V169L146 167L143 168V163L144 162H141V157L145 158L146 155H147V152H148V149L146 148V143H148L149 141H145V139L147 140H151V139H154V138H161L160 133L163 132V129L161 128V121L162 119L159 118L157 115L155 116H150L149 115V118L146 120V122L142 121V123L139 125L137 122H135V118L133 116H131V113L130 111H127L125 110V112ZM6 114V113H5ZM70 114V119H71V122L65 126H68L70 124L73 123V119H72V113H69ZM134 114V113H133ZM228 114V113H227ZM233 114V113H232ZM236 114V112H235ZM49 113L46 115L47 118H49L51 115H49ZM108 115V116H107ZM99 116V115H98ZM169 116V115H168ZM235 116V115H234ZM100 117V116H99ZM108 117V118H107ZM36 118V116H35ZM34 118V120H35ZM44 118V117H43ZM102 118V117H100ZM107 118V119H106ZM142 118V117H141ZM169 119L170 121V117L167 118ZM166 119V120H167ZM241 119V118H240ZM260 119V120H258ZM1 120V119H0ZM186 120V121H187ZM227 120V119H226ZM10 121V120H9ZM7 121L6 124L9 122ZM36 121V120H35ZM185 121V122H186ZM188 121V122H189ZM194 121V125L191 126L190 128V136H191V139L192 138H196V139H207V137H209V133H210V127L211 125L207 122L205 125H196L195 124V119H193ZM37 122V121H36ZM90 125H89V128H91V134L93 135V133L95 132V125H96V120H95V117L94 115H91L90 117ZM118 122L120 123H124V124H129L125 127V130L126 131H130L131 134L128 135V143L125 145V148H117L116 146V142H122L123 139H124V136L122 133H119L117 131L118 129ZM132 122H135L137 125H133V124H130ZM144 122V123H143ZM184 122V123H185ZM187 122V123H188ZM202 122H203V119H202ZM184 123L181 124V125H176V126H173V127H176V128H179V127H182L184 126ZM186 123V124H187ZM201 123V122H200ZM6 124H5V128H6ZM105 126L107 127V123H104ZM144 124V125H143ZM185 124V125H186ZM225 124V123H224ZM258 125H263L262 128L260 129V127H258ZM145 126V127H144ZM39 128V127H38ZM175 128V129H176ZM37 130V129H36ZM131 130H134L133 132ZM137 130H141L142 132H144V134H142L140 131H137ZM39 131V129H38ZM146 133V134H145ZM166 133V132H165ZM134 134V136H133ZM147 134H150L152 136H149ZM211 134V133H210ZM136 137H138V139H136ZM144 137V139H143ZM115 138H120V139H117V140H114ZM231 138V137H230ZM168 139V138H167ZM233 138H231L232 140ZM230 141V140H228ZM174 141H171V143H173ZM155 143H158V141H155ZM10 145V146H9ZM7 144V146L5 145V148L2 150H0V163L3 164V165H6L4 167H7L8 169V166L10 164H12L13 162H16V165L13 163V165L16 166L17 168V164H21V163H24V165L26 166H32L33 164V160L31 161L32 163L30 164L29 163V159H28V156L27 154H25V152H22L21 149L17 148L16 147H11L12 144ZM122 144H120L119 146H121ZM243 145V146H242ZM226 146V145H225ZM242 146V147H241ZM154 148V146H152ZM238 148V147H237ZM250 148V147H249ZM12 149V150H11ZM88 149V148H87ZM91 149V148H89ZM25 150V149H24ZM27 150V149H26ZM25 150V151H26ZM92 150V149H91ZM155 152H157L156 149H154ZM6 151V152H4ZM11 151H14V152H11ZM15 151H20L18 153H16V155L13 157L11 155V153H15ZM125 151H132L134 153V157L131 159H128V158H124V155H125ZM223 151V150H222ZM251 151H253L251 149ZM144 153V154H143ZM179 153V154H178ZM169 154H172V157H173V160L172 161V158L169 157ZM14 155V154H13ZM111 156L110 158H113V159H109L108 160V156ZM127 155V154H126ZM2 156V157H1ZM99 156V161L97 162L96 161V158ZM121 156V157H120ZM171 158V160L169 161L168 159ZM180 157V156H179ZM227 158H230V155H226ZM12 161V163L9 161L10 159ZM75 158V157H74ZM92 159V158H91ZM220 159V158H219ZM114 160H116V162H114ZM124 160V161H123ZM130 160H131V163H130ZM89 161V159H87V162ZM152 161V160H150ZM218 161V159L216 160ZM215 161V163H216ZM146 162V161H145ZM93 163V162H92ZM147 163V162H146ZM150 164V162H148ZM8 164V165H7ZM89 165H91V163H88ZM110 164V163H109ZM126 164V165H125ZM135 164L138 166L135 167ZM243 164V163H242ZM12 165V166H13ZM85 166V170L86 172H89V169H94L93 166ZM105 165V166H104ZM163 165H164V162H163ZM11 167V166H10ZM22 167V166H21ZM19 167V168H21ZM96 167V166H94ZM99 167H96V168H99ZM117 167V166H116ZM120 167V166H119ZM2 167L0 166V169ZM24 168V167H23ZM22 168V169H23ZM95 168V169H96ZM110 168V167H108ZM107 168V169H108ZM113 168V166H112ZM155 168V167H154ZM255 168V167H254ZM6 169V170H7ZM15 169V168H14ZM22 169H19V170H22ZM31 169V168H30ZM100 169V168H99ZM98 169V174H99V170ZM102 169V168H101ZM117 169V168H116ZM211 169V168H209ZM256 169V168H255ZM9 170H11V168H9ZM24 170V169H23ZM28 170V169H27ZM218 170V169H217ZM12 171V170H11ZM26 171V169L24 170ZM103 172V170H101ZM15 172V171H14ZM19 172V171H18ZM95 172V171H94ZM122 172V173H121ZM148 172V173H147ZM161 172V173H160ZM7 173V172H6ZM9 173V171H8ZM16 173V172H15ZM104 173V172H103ZM213 169H211V180L213 181V179L215 180L214 178V174H213ZM240 173H237V178L238 176H240ZM259 173V171L257 172V169H256V175L255 177L252 179V180H245V181H241L240 180V177H239V180L241 183H245V182H251L253 181L256 177H257V174ZM92 174V173H91ZM112 174H114L112 172ZM124 174V175H123ZM170 174V175H169ZM2 175V174H1ZM0 175V177L2 178V176ZM15 175V174H14ZM17 175V174H16ZM22 175V173H21ZM31 175V174H30ZM100 175V174H99ZM102 175V174H101ZM100 175V176H101ZM110 175V174H108ZM147 175V176H146ZM195 175V174H194ZM25 176V174H24ZM23 176V177H24ZM45 177H42L39 181L37 179V183L39 185V188L37 186L38 189H36L37 193L39 194L40 192L43 191L44 188H46L49 184V179H48V176L47 175H43ZM88 176V175H87ZM98 175H96L97 177ZM26 177V176H25ZM31 177V176H30ZM33 177H35L33 175ZM31 177V178H33ZM102 177V176H101ZM107 177V176H105ZM110 177V176H109ZM159 177H160V180H161V183H163V186L160 184V181H159ZM0 178V185L2 180ZM36 178V177H35ZM33 178V179H35ZM86 178V177H85ZM83 179L81 180L78 184H77V187L82 188L80 193H76L75 195V201L77 199H87V198H94L93 195L95 196L96 193L98 192V188H96V186H99V183L98 184H93L90 182L91 184H88L86 183V185L84 184L83 185V182H85L86 179ZM89 179V178H88ZM91 179V177H90ZM97 179V178H96ZM95 179V180H96ZM99 179V178H98ZM102 179V178H101ZM115 179V177H114ZM16 180V179H15ZM221 180V179H220ZM5 181H10L9 179H5ZM103 181V179H102ZM212 181H209L210 182V185L213 186V182ZM216 181H219L218 179H216L214 182L217 184ZM29 182V181H28ZM35 182V181H34ZM101 182V181H99ZM105 182V181H104ZM108 182V180H107ZM115 182V180H114ZM119 182H120V179H119ZM10 183V182H9ZM94 183H97L94 181ZM112 183V181L110 182ZM214 183V184H215ZM27 184V183H26ZM31 184V183H30ZM102 184L104 185V183H101L99 187L102 186ZM106 184V183H105ZM109 184V183H108ZM225 186H226V183H224ZM223 184V187L225 188ZM114 185V184H113ZM141 185V186H140ZM3 186V185H2ZM6 186L7 183H6ZM5 186V187H6ZM10 186V185H9ZM16 186V185H15ZM27 186V185H26ZM25 186V187H26ZM32 186V185H30ZM105 186V185H104ZM117 186V185H116ZM120 186V185H119ZM211 186V187H212ZM13 187V186H12ZM34 187V186H32ZM31 187V189H32ZM36 187V186H35ZM111 187V186H110ZM251 189L248 187L247 190H245V192H249V193H254L256 198H257V201L259 203H261V199L264 198V176H261L260 179H259V183L257 185L255 184H252L250 185ZM17 188V187H15ZM106 189H108V185L107 187H105ZM30 189V188H29ZM30 189V190H31ZM100 189V188H99ZM212 189V188H210ZM223 189V188H222ZM249 189L251 190V192L249 191ZM26 190V189H25ZM55 190V188H54ZM53 188H51V193L54 192ZM104 190V189H103ZM109 190V189H108ZM113 191V189H111ZM214 190V189H213ZM224 190V189H223ZM222 190V192H223ZM29 191V190H28ZM32 191V190H31ZM58 191L61 192V194H64V196L66 195L64 192V189L63 188H60ZM20 192V191H18ZM17 192V194H18ZM107 192V191H106ZM127 192V191H125ZM224 192H226V197L224 196V194L222 193V201H225L227 200V193L229 192V190L227 189L226 187V190H224ZM26 193V192H25ZM109 193V192H107ZM112 192H110L111 194ZM207 193V192H206ZM213 193V192H212ZM217 193V192H216ZM8 194V193H7ZM12 194V193H11ZM35 194V193H34ZM126 194V193H125ZM19 195V194H18ZM141 195V196H142ZM147 195V194H146ZM211 196V192L208 191V194L207 196ZM10 196V195H9ZM20 196V195H19ZM35 196V195H34ZM37 196V195H36ZM104 196H107V195H103L101 197V200H100V203L102 204V201L104 199ZM28 195L24 196V198H27ZM111 197V196H110ZM147 197V196H145ZM125 196L122 195L121 197V202L124 203V200H125ZM132 198V199H131ZM21 198H18L17 197H13V199H8L11 201V203H14L16 201H20ZM50 199V197H49ZM140 199V198H139ZM138 199V200H139ZM38 200V199H37ZM91 200V199H90ZM209 200V199H208ZM65 201V200H64ZM97 201V200H96ZM141 201V200H140ZM99 202V201H98ZM97 202V203H98ZM185 202H188V200H186ZM227 202V201H226ZM90 203V202H89ZM180 203V202H179ZM2 203H0V207H2L1 205ZM5 204V203H4ZM9 204V203H8ZM100 204V206H101ZM160 205L161 204H164L162 205L163 207H161L163 209V214L161 215H158V216H152V212H153V209L156 208V205ZM178 203H176L177 205ZM252 204L256 207L257 203L256 202H252ZM65 205H66V202L65 203H61V200L59 201H52L50 199V205H49V211H52L54 208L56 209H59L63 212V222L66 221V216H65V212H66V209H65ZM135 205V204H134ZM208 205V204H206ZM74 207H82V202L78 201L77 203H75L73 205ZM180 206V204H179ZM74 208V210L76 209V213L77 215L83 219V211L82 209L80 208ZM203 207H204V204H203ZM206 207V206H205ZM209 207V206H208ZM229 208V207H227ZM166 209V207H165ZM204 209V208H203ZM73 210V212H74ZM86 210V217L87 218H94L92 216V213H93V210H87V208H85ZM133 211V210H132ZM157 211V210H156ZM31 212V211H30ZM45 212V211H44ZM255 218H256V221L250 225H248L247 227H244L242 228L243 230H245V228H251V236H250V239L252 240V244L256 243L257 245V242H259L260 244H263V240H264V215L262 216V225L263 227L260 228V226L258 225V216H256V214L251 211ZM43 213V212H42ZM41 213V214H42ZM137 213V212H136ZM135 211H133V213H131V216H132V221L135 219V215H136ZM155 213V212H153ZM29 214V212H28ZM37 214V213H36ZM39 214V213H38ZM40 214V215H41ZM135 214V215H133ZM216 214V213H215ZM2 215V212L0 210V216ZM167 215L170 216V219L169 220H166V217ZM240 215V214H239ZM34 216V215H33ZM176 216V217H174ZM38 217V216H37ZM36 217V218H37ZM173 218H175V220H173ZM178 220H177V219ZM210 218V217H209ZM238 218V216H237ZM30 219V218H29ZM120 219V218H119ZM177 220V221H176ZM186 220V219H185ZM189 220V219H188ZM215 217L212 219H207L206 218V221L202 222L203 223V226H204V230L207 231L208 229H211L213 230L212 228V224L215 223ZM2 222V220H0ZM95 222V220H93ZM130 221V224L131 222ZM165 221V223L163 222ZM203 221V220H202ZM217 221V220H216ZM237 221V219H236ZM235 221V223H236ZM261 221V220H260ZM0 222V223H1ZM8 223L12 225L13 223V220L12 219H9L8 220ZM44 224V225H43ZM121 224H122V230L121 231H118V232H121V234H123L124 232V227L125 225H123V222L121 221ZM216 224H218V222H216ZM28 225V224H27ZM128 225V224H127ZM37 226H41V228L43 227L44 230H48L47 232H54L55 230L53 229L54 227L50 224H47V223H43V222H38L37 223ZM45 226H48V228H46ZM131 226V225H130ZM138 226V225H137ZM147 225L145 226H142L141 229L143 228L144 230L146 229ZM187 226H190L189 224ZM259 226V227H258ZM108 227V226H107ZM133 227V226H131ZM1 228H7V225L4 224V227H1ZM11 229V226L9 227ZM137 229V228H136ZM235 231H239L237 230L236 228V224H235ZM2 230V229H1ZM52 230V231H51ZM216 230L217 232L219 231L216 227ZM215 230V231H216ZM226 231L225 230V226L223 228H220V231ZM241 230V229H240ZM138 231V229H137ZM136 231V232H137ZM147 231V230H146ZM161 231V230H160ZM165 232H167L166 230H164ZM163 231V233H164ZM205 231L201 232V236H200V239H202V235L204 237V234H205ZM68 232V231H67ZM66 231H62V229H60L58 232H57V235L55 238V241H58L57 239L60 238L61 236L66 240L69 235L67 236V233ZM123 232V233H122ZM145 232V231H144ZM169 232V231H168ZM173 232V231H172ZM171 232V233H172ZM139 233L140 234H143L142 231L139 230ZM147 233V232H146ZM48 234V233H46ZM69 234V233H68ZM161 234V232H160ZM166 233H164V235L161 237V235L159 237H156L154 238L153 236L150 235V232H148V235L146 237V235L143 237V241H144V244L145 246H148L150 247L151 251L149 252V254L156 252V248H154V246L158 245V247H162V246H165V243H169L171 239H165V235ZM209 234V233H208ZM220 234L222 235L221 237L225 240L224 237L225 234L224 232H220ZM13 235V234H12ZM136 235V233H135ZM196 235V234H195ZM246 235V234H245ZM110 236V235H107L105 236V238L101 241V244H103L104 246H108V247H111L113 246V243L110 244V245H106L104 243L105 239ZM131 236V235H130ZM138 236V235H137ZM172 236V235H171ZM112 237V236H110ZM140 237V236H139ZM137 238V237H136ZM142 238V237H141ZM139 238V239H141ZM196 239H193L192 238V241H194L195 243H197V236L195 237ZM214 238V237H212ZM32 239V238H31ZM211 239V238H209ZM208 239V240H209ZM249 239V240H250ZM87 241H90V237L86 238ZM112 240H113V237H112ZM141 240V241H142ZM197 240V241H196ZM7 241V240H6ZM46 241V240H45ZM138 241V240H136ZM205 241V240H204ZM210 241V240H209ZM214 241H217V243H221L222 241L221 240H218V239H213L212 240V245L214 246ZM13 242V241H12ZM41 241L39 242L37 239L36 240H30L27 241L25 244L26 246H28L27 249L28 251H34V253H37L38 252V245H42ZM44 243V241H43ZM46 243V242H45ZM206 243V242H205ZM248 246L249 245V242H247ZM258 243V244H259ZM188 244V243H187ZM210 244V243H208ZM251 244V243H250ZM45 245V244H44ZM154 245V246H153ZM189 245V244H188ZM187 245V246H188ZM191 245V244H190ZM207 245V244H206ZM210 245V246H212ZM264 245V244H263ZM24 246V247H26ZM46 246V245H45ZM248 246L246 247V251L245 253H249L250 252V249L248 248ZM50 247V246H49ZM191 247H193V244L191 245ZM190 246H189V249L187 250H190L192 249ZM21 248V246H20ZM44 249V252H46L47 249H49L47 246L46 247H43ZM157 248V249H159ZM168 248V245H166V250ZM212 248V249H211ZM211 252L213 253V256L214 258H217L215 252L217 250V248H222V249H225L226 246L222 245V246H219V244L217 245V247H211ZM253 248V247H252ZM256 248V247H255ZM264 249V246L262 247ZM261 248V249H262ZM12 249V248H11ZM22 249V248H21ZM216 249V250H215ZM260 249V250H261ZM0 250L2 252H5L4 249L0 248ZM258 250V249H257ZM22 251V250H21ZM204 247H199V248H196V252H198L197 254H195L194 256L192 255L191 259L187 262V264H202L203 263V257H204ZM254 251V250H253ZM17 252V251H16ZM15 252V253H16ZM43 252V251H42ZM229 251L226 250V253H225V256L228 257L229 256ZM255 252V251H254ZM258 252H260L258 250ZM29 253V252H28ZM33 253V254H34ZM47 253V252H46ZM192 253V252H191ZM195 253V252H194ZM228 253V255H227ZM17 254V253H16ZM189 254V253H188ZM188 254H185L181 257V260H180V263L178 262L177 264H181L182 262L187 261V258L189 259V256ZM36 255V254H35ZM106 255V254H104ZM191 255V254H189ZM196 255L198 256L197 258ZM259 257H263L262 254H258ZM16 256V255H15ZM29 256V255H28ZM31 256V255H30ZM148 256V255H146ZM256 256V255H255ZM37 257V256H36ZM163 259L165 260V264H166V261H168V257L166 256H162ZM166 257V259H165ZM185 257V258H184ZM257 257V256H256ZM257 257L259 260L260 258ZM111 258V257H110ZM109 256H107V258H105V256H101V259L104 260L105 262H107V259L109 260L110 259ZM253 258H255L253 256ZM33 259V258H32ZM50 259H51V256H50ZM132 259V258H130ZM186 259V260H185ZM249 259V257L247 258V260ZM183 260V261H182ZM246 260V262H247ZM256 260V261H257ZM13 261V260H12ZM30 262V259H27V262ZM112 261V260H111ZM182 261V262H181ZM221 261V259H220ZM233 262V261H232ZM111 264H114L112 262H110ZM237 263L239 264L240 262L237 261ZM108 264V262H107ZM184 264V263H183ZM219 264H223L222 262H220ZM243 264V263H242Z\"/></svg>", "mask_w": 264, "mask_h": 264}, {"label": "snow or ice", "instance_id": "6c2138e0", "mask_svg": "<svg viewBox=\"0 0 264 264\" xmlns=\"http://www.w3.org/2000/svg\"><path fill=\"white\" fill-rule=\"evenodd\" d=\"M18 8V5H13V18H16V10ZM234 11L237 13H243L247 10L248 5L246 0H236V3L233 6ZM32 23H38V20L33 17ZM17 32L16 27H12L11 30L7 33V35L0 37V47H5L12 38L13 34ZM81 34H84L85 30L83 28L80 29ZM93 51H96L97 49L93 47ZM5 66L0 64V69H3ZM202 90L199 86H194L192 91H199ZM22 99L27 98V93L22 94ZM99 113L101 116L106 117V112L103 108H100ZM171 111H172V122L174 124H180L183 123L184 120L187 118L188 113L180 111L175 103L171 105ZM35 115V109L28 111L24 115L18 116L15 119H13L8 124L9 131L12 132H18L22 135H31L33 132V129L36 127V124L34 123L32 117ZM59 123H67L69 122V114L68 113H60L56 117H54ZM121 120H124L125 117L121 116ZM115 126V125H114ZM35 165L38 169H42L46 172H52L55 173L56 176L59 178L57 187L58 188H65L67 189L69 197H74L75 195V185L78 180L82 179L85 176L84 171V165L77 162L76 159L73 158V156L63 149H56L55 151H52L48 155L41 156L39 159L35 161ZM256 173V169H250L247 172L243 173L242 179L248 180L251 179ZM163 179L165 181L168 180L167 173L164 174ZM132 181L130 179L124 180V186L128 187ZM13 194H15L13 192ZM169 208H172V205H168ZM254 222L253 216L250 212L244 213V215L240 219V227H244L246 223H252ZM112 226L119 228L118 224V216H113L112 218ZM108 244L113 243V240L111 237L108 238L106 241ZM55 251V249H53ZM250 264H256L255 261H251Z\"/></svg>", "mask_w": 264, "mask_h": 264}, {"label": "water", "instance_id": "95a60500", "mask_svg": "<svg viewBox=\"0 0 264 264\" xmlns=\"http://www.w3.org/2000/svg\"><path fill=\"white\" fill-rule=\"evenodd\" d=\"M246 2H247V1H246ZM235 3H236V0H234V2H233V4H232L231 8H232V10H233L234 13H237L236 11H234V8H233V6H234ZM14 4L18 5L17 0H13V1L11 2V14H10V15H11V18H13L12 13H13V10H14V9H13V5H14ZM17 11H18V8H17V10H16V17H17ZM33 17H35V18L38 20V18H37L36 16H31V17L29 18V20H28L29 23H30L31 25H33V23H32V18H33ZM13 19H14V18H13ZM38 22H39V20H38ZM35 24H37V23H35ZM12 27H13V26H10V27H9V29L7 30V32L5 33V35H7V33L11 30ZM14 27H15V26H14ZM80 29H81V28H79V30H78L79 34H81ZM5 35H1L0 37H3V36H5ZM0 64H2V63L0 62ZM2 65H3V64H2ZM0 71H1V69H0ZM194 86H199L201 89L203 88L202 86H200V85H198V84H192L191 88L189 89V91L192 92V93H193V92H196V91H192V89H193ZM24 93H26L25 90H23V91L20 93V95H19L20 99H22L21 96H22V94H24ZM173 103H175V102H171V103L169 104V117H170V123H171L173 126L181 125V124H183V123L187 120L188 116H187V118L184 120L183 123H180V124H174V123L172 122V111H171V105H172ZM175 104H176V103H175ZM176 105H177V104H176ZM177 107H178V106H177ZM33 108L35 109V107L30 106L28 109H26V110L23 111L22 113L17 114L14 118H12V119L6 124V130L9 131V129H8V124H9L13 119H15V118L18 117V116L24 115L25 113H27L28 111L32 110ZM100 108H103V107H98V108H97L98 115H99L100 117L104 118L105 116H101L100 113H99V111H98ZM103 109H104V108H103ZM178 109H179L180 111L185 112L184 110H182V109L179 108V107H178ZM60 113H68V114H69V112H66V111L56 112V113L52 114V115L50 116V118H51L56 124H59V125H67V124H69V123L71 122V119H69V122H67V123H59L56 119H54V117H56V116H57L58 114H60ZM186 113H187V112H186ZM35 116H36V111H35V115L32 117L34 123L36 124V127L33 129V132H32L31 135H33V134L36 132V129H37V122L34 120ZM121 116L124 117V115H120V116H118V120H119V121H122V120L120 119ZM69 118H70V114H69ZM114 125L116 126V123H112V124H111L112 127H115ZM9 132H12V131H9ZM13 133H15V134H17V135H21V136H31V135H22V134H20V133H18V132H13ZM56 149H58V148H56ZM56 149H53V150H51L49 153L44 154V155H48V154H50L52 151H55ZM60 149L65 150L64 148H60ZM65 151H67V150H65ZM69 153H70V152H69ZM70 154H71V153H70ZM44 155H41V156H44ZM71 155H72V154H71ZM41 156L35 158V159L33 160V163H32V164H33V167H34L36 170L46 172V171H44V170H42V169H38V168L36 167V165H35V161H36L37 159H39ZM73 158H74V157H73ZM74 159H75V158H74ZM168 160L170 161L171 158H169ZM96 161H97V162L99 161V156L96 158ZM77 162H79V161L77 160ZM79 163H81V162H79ZM81 164H82V163H81ZM82 165H83V164H82ZM253 168H254V167L246 168V169H244V170L240 173V176H239V177H240V180H241L242 182L245 181V179H242L243 173H245V172H247L248 170L253 169ZM84 171H85V173H86L85 176H84L82 179L78 180L77 183H76V185H75V190H76V191H75V195H76V193H77V184L87 176V172H86V170H85V166H84ZM50 173H52V172H50ZM53 174H55V173H53ZM164 174H165V172L161 175V180H163V181H165V180L163 179ZM55 175H56V174H55ZM255 175H256V173H255ZM255 175H254L251 179H248V180H249V181L252 180V179L255 177ZM125 179H130V180L132 181V183H131L128 187H125V186H124V180H125ZM58 180H59V178L56 176V182H55V186H54L55 189H60V188L57 187ZM119 185H120V187L123 188V189H130L131 187H133L134 182H133V180H132L129 176H124L123 178H121V180H120V182H119ZM61 188H62V187H61ZM63 189H64V191H65V193H66L68 199L70 200V202H71L72 204H75V195H74V197H69L68 192H67V189H65V188H63ZM169 204H171V203H170V202H167V204L165 205L166 209H168V210L172 209V208H169V207H168ZM171 205H172V204H171ZM172 207H173V205H172ZM246 212H250V213L252 214V216H253V220H254V222L256 221V218H255L254 214H253L250 210H244V211H242V212L240 213V215H239L238 218H237V221H236V228H237V230H240V229H242V228H244V227H247L248 225L254 223V222H252V223H246L244 227H240V219H241V217L244 215V213H246ZM113 216H118V224H119V228H116V227H113V226H112V218H113ZM43 225H44V224H43ZM107 226H108L109 228L115 230V231H121V230H122V224H121L120 219H119V214H118L116 211H113L112 214H111V216L108 218V220H107ZM45 227L48 228V226H45ZM109 237H110V236H108V237L105 239V241H104V243H105L106 245H110V244H108V243L106 242V241L108 240ZM111 238H112V237H111ZM111 244H112V243H111ZM53 249H55V251H53ZM57 251H58V248H57L56 245H51V246L49 247V252H50L51 254H55V253H57ZM251 261H255L256 264H258L255 258H249V259L247 260L246 264H250ZM223 264H225V263H223Z\"/></svg>", "mask_w": 264, "mask_h": 264}]
</instances>
